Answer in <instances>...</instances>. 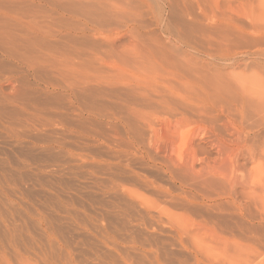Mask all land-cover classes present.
<instances>
[{
    "label": "rangeland",
    "instance_id": "obj_1",
    "mask_svg": "<svg viewBox=\"0 0 264 264\" xmlns=\"http://www.w3.org/2000/svg\"><path fill=\"white\" fill-rule=\"evenodd\" d=\"M189 2L203 24L219 27L225 23L231 29L232 59L219 62L225 68L222 81L228 78L223 83L227 90L218 89L221 95L209 84L221 85L220 80L213 84L212 80L206 84L194 81L196 89L186 91L160 69L162 76L173 82L169 85L181 92L174 102L169 100L171 94V102H132L123 97L127 95L102 97L104 101L98 97L96 102L79 103L81 121L66 102H47L55 96L39 100L24 96L16 102L15 112L14 105L8 106L18 119L31 117L29 110L39 119L35 122L38 133L33 136L58 137L70 154L61 156L63 151L57 150L58 155L45 156L42 149L29 147L31 140L18 146L31 150L27 153L25 149L27 154H23L14 143L16 139L7 134L5 122L9 119L0 122V169L4 168L0 170V251L6 253V260L13 264H264V84L254 74L259 64L249 58L250 52L264 50V0ZM163 3L118 0L122 17L131 20L130 30L162 44L169 56V50L175 48L166 47L171 39L156 26ZM167 23L177 24L175 18ZM125 34L119 31L114 38L128 40ZM193 36L201 37L198 32ZM197 54L209 62L205 54ZM216 63L207 67L215 68L211 64ZM2 76L20 82L12 74ZM160 82L163 88L165 83ZM116 87L131 89L122 84ZM0 88L7 97L11 95L8 79L1 80ZM134 110L145 115L139 118ZM59 115H64L66 123L56 120ZM66 116L80 128L69 126ZM45 122L56 125L44 131ZM15 154L19 160L14 166L8 159ZM192 157L191 164L188 160ZM59 160L61 165L52 166ZM110 163L114 167H109L113 166ZM224 163L226 169L232 165L237 169L226 172ZM193 164L195 172L190 170ZM201 171L210 175L212 187L206 185L209 177L205 180ZM229 173L235 181L225 176ZM220 188L239 190L240 216L212 207ZM222 195L218 201L231 204L232 198ZM218 216H225L229 225L198 231V223H215ZM234 239L241 244L240 254H235L238 259L234 257Z\"/></svg>",
    "mask_w": 264,
    "mask_h": 264
},
{
    "label": "bare ground",
    "instance_id": "obj_2",
    "mask_svg": "<svg viewBox=\"0 0 264 264\" xmlns=\"http://www.w3.org/2000/svg\"><path fill=\"white\" fill-rule=\"evenodd\" d=\"M189 1L190 0H163L162 15L159 17L156 26L158 32L167 35L168 39H171V42H168L166 47L171 45L175 48V50H169V56H171L169 57L164 53L166 52V48L162 44L158 45L157 43L149 42L140 33L136 34V31L130 30L131 20L122 17L118 6V0H0V82L3 79H8L10 84H12V93L8 97L6 92L0 88V122L2 123L5 118L9 119V121L5 122L7 123V126L5 125L6 131L13 140L16 139L14 143H18L17 147L22 145L24 141L31 140L32 144L29 143L31 144L29 147L33 146L35 149H42L45 156L48 154L58 155L57 150L63 151L61 156L63 153L65 154V152L66 155L70 154L65 143L58 137H53V135L49 134L44 137L38 136V134L35 137L33 136L34 132L38 133L35 122L39 119L29 110L26 111L31 117L25 116L18 119L12 114L8 106L14 105L16 109H12V111L15 112L17 110L16 102L23 100L24 96L32 97L34 100H39L40 97L55 96V98H47V102H66L71 107V110L80 116L79 118L81 121L82 110L80 109L79 103L96 102L95 98L98 97L103 100L102 97L113 98L116 96L115 98H120L123 95H127V97H123L132 102H174L175 96H182L180 94L181 92L178 91L179 89L175 90L176 87L173 89V87L169 85L170 82L171 84H173V82L171 80L168 82V78L163 77L164 75L162 76V73L159 72L160 69L168 73V75L165 73V76H169L171 79L174 78L175 81H178L179 83H176L180 84L181 88H185V90H191L190 88L193 89V87L196 89V85L193 86L194 81H196L197 84L200 82V84L203 82L206 84L207 81L212 80L211 82L213 84L214 81L220 80L221 82H219L222 84L218 85L216 82L217 85L215 83V86L213 85L214 87L209 83L211 89L212 91L214 89V93H216L217 90L216 94L220 92L218 89L225 91L226 84L223 85V83L228 78L225 76L226 79L222 81L225 68H222L219 62L225 63L232 59L231 29L225 23L220 24L219 27L218 25L211 27L203 24L202 20L193 13ZM167 14L170 16L169 18H167ZM170 18H175V22L177 23L176 26H171L170 23H167ZM204 19L206 18L204 17ZM119 31L126 32L125 35L128 36V40L121 41L115 39L114 36ZM194 32H198L201 37L193 36ZM163 48H165V51ZM196 52L198 54H205L209 62L205 59L202 60L203 58L200 60L199 57L194 55ZM249 55V58H255L256 62L254 63L257 65L259 64L257 72L253 73L257 76V80L264 84V50L257 49L253 53L250 52ZM210 62H217L216 65L211 64L212 67L215 68L207 67ZM5 74H12L18 78L20 82L11 79L10 76H2ZM160 81H164L163 83H165L166 87H159L161 85ZM18 84H20V86H18ZM116 84H122L126 86V88L129 87L131 89L126 91L120 90L117 89ZM221 87L224 90H222ZM227 88L229 89V87ZM208 89L206 91H208ZM262 93H264V91ZM170 94L172 95L169 99L171 101L168 100ZM173 95L174 98H172ZM219 95H221V92ZM69 109L68 107L67 111H69ZM134 114L139 118H143V115H145L143 112L137 110H134ZM63 116L61 115L60 118H56V120L59 119L61 121H59L60 124L62 122L66 123ZM65 118L68 120L67 124H69V126L75 124L76 128H80L79 124L73 122L74 120L68 119L67 116ZM2 124H4V122ZM53 125L55 126L56 124L45 122L44 127L46 128L44 131L52 128ZM69 126L67 128H69L75 136H78L79 132L70 129ZM67 131L68 129L66 132ZM64 135H66L65 131L63 132V136ZM25 147H21L23 154H27L31 151ZM25 149H27V153ZM32 153L33 152L29 155ZM16 155L17 154H15V158L9 157L8 159V162L14 164V166L17 164L16 160L19 157ZM73 156L74 155L71 154V157ZM191 160L194 162L195 159L192 157V159L188 160L192 164ZM21 161L24 162L23 159ZM71 161H75L74 158H71ZM224 161L227 162V160ZM229 162H233L232 158ZM26 163L27 162H24L23 165L25 164V167H28V163ZM220 163L221 161H218L219 165ZM61 164L59 160L57 163L52 164V166H59ZM111 164L112 163L109 165ZM0 166H3L2 162H0ZM17 166L19 165H16V167ZM188 166H190L189 162ZM192 166L190 170L194 168V171V164ZM234 166L236 165L234 164ZM109 167H114V165ZM214 167L216 168V165H214ZM229 167H232V169L228 168V166L226 169L224 163L226 172L227 170L232 171L234 168L233 165ZM2 168L3 167H1V169ZM187 168L189 170V167ZM207 168L211 169L210 167ZM253 168L256 169L255 166ZM260 168H262V166ZM235 169L237 168H234V170ZM257 169L259 170V167H257ZM255 171L257 170H254V172ZM194 172L192 173L194 174ZM209 172L211 173V171ZM215 172H217L216 169ZM221 173V175H223L224 172L221 171ZM182 174H179L181 176L180 178H189V176L185 178ZM185 174L187 175L186 172ZM191 175L192 174H190V176ZM202 175L203 177L206 175V178L204 177L205 180L209 177L207 179L208 181L206 180L205 183L207 186L212 187L214 184L209 181L212 179H210V175L207 176L206 172ZM225 176L233 178L234 175L231 176V174H226ZM184 179L183 181H185ZM232 180L235 181L236 178ZM10 181L11 180L8 182ZM229 184L230 189H232L231 183ZM192 187H194L193 184ZM222 189L220 188V192L215 194L217 199H215V203L212 207L223 212L233 211L240 216L241 200L239 190H230L227 188L228 190L223 189L222 191ZM202 191L204 193L207 190L202 189L201 192ZM214 191L216 190H213V192ZM205 194L212 195L213 193L211 194L209 191L208 193L205 192ZM222 194L232 198L231 204L227 203L228 201L226 202L227 204L218 201ZM262 197L264 198V195H262ZM188 214L190 213H184V216ZM190 220L191 219L188 221ZM177 221H179V219ZM188 221L187 224H189ZM214 221L215 223L212 224L202 222L205 225L198 223V231H216L215 225L221 227L229 225L225 216H218ZM224 242H226V246L229 243L227 239H225ZM233 244L235 247L234 257L238 259L240 256L235 254H240L241 244H239V241L236 239H234ZM0 250L2 249L0 248ZM0 253V264H13V261L11 262L9 259L6 260L4 257L5 252L0 251ZM17 258L19 257L17 256Z\"/></svg>",
    "mask_w": 264,
    "mask_h": 264
}]
</instances>
